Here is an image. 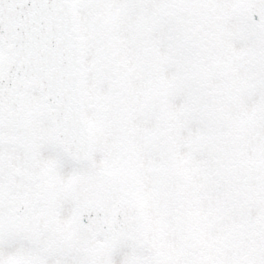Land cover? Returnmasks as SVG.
Instances as JSON below:
<instances>
[{"label":"snow or ice","instance_id":"snow-or-ice-1","mask_svg":"<svg viewBox=\"0 0 264 264\" xmlns=\"http://www.w3.org/2000/svg\"><path fill=\"white\" fill-rule=\"evenodd\" d=\"M0 264H264V0H0Z\"/></svg>","mask_w":264,"mask_h":264}]
</instances>
